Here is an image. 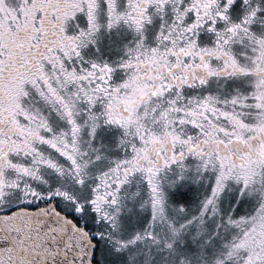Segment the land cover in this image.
<instances>
[{
  "label": "flooded vegetation",
  "instance_id": "flooded-vegetation-1",
  "mask_svg": "<svg viewBox=\"0 0 264 264\" xmlns=\"http://www.w3.org/2000/svg\"><path fill=\"white\" fill-rule=\"evenodd\" d=\"M251 1L23 0L0 16V214L54 209L93 241L127 186L155 183V201L186 159L260 161L258 106L212 88L264 82L235 42ZM95 16L123 36L113 53L96 50Z\"/></svg>",
  "mask_w": 264,
  "mask_h": 264
},
{
  "label": "rangeland",
  "instance_id": "rangeland-1",
  "mask_svg": "<svg viewBox=\"0 0 264 264\" xmlns=\"http://www.w3.org/2000/svg\"><path fill=\"white\" fill-rule=\"evenodd\" d=\"M21 1L0 0V16ZM238 15L243 20L235 26L237 48L259 66L264 60V0H252ZM108 24L97 16L91 24L98 52L113 53L123 37L108 33ZM212 88L232 101L253 100L258 106L254 117H264V82L227 80ZM112 144L111 135L99 137L105 152ZM260 159L241 168L186 159L162 175L155 201V183L127 186L119 210L95 233V263L264 264V157Z\"/></svg>",
  "mask_w": 264,
  "mask_h": 264
},
{
  "label": "water",
  "instance_id": "water-1",
  "mask_svg": "<svg viewBox=\"0 0 264 264\" xmlns=\"http://www.w3.org/2000/svg\"><path fill=\"white\" fill-rule=\"evenodd\" d=\"M230 148L246 150L240 141ZM95 251L88 232L54 209L0 214V264H96Z\"/></svg>",
  "mask_w": 264,
  "mask_h": 264
}]
</instances>
